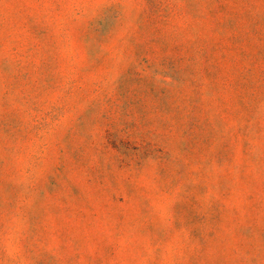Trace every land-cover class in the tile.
<instances>
[{"label":"rangeland","instance_id":"1","mask_svg":"<svg viewBox=\"0 0 264 264\" xmlns=\"http://www.w3.org/2000/svg\"><path fill=\"white\" fill-rule=\"evenodd\" d=\"M0 264H264V0H0Z\"/></svg>","mask_w":264,"mask_h":264}]
</instances>
